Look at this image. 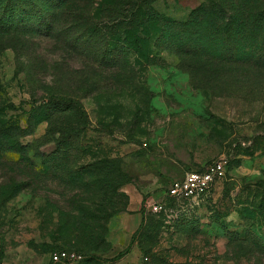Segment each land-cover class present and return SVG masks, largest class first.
I'll list each match as a JSON object with an SVG mask.
<instances>
[{
    "label": "rangeland",
    "instance_id": "obj_1",
    "mask_svg": "<svg viewBox=\"0 0 264 264\" xmlns=\"http://www.w3.org/2000/svg\"><path fill=\"white\" fill-rule=\"evenodd\" d=\"M144 1L126 16L146 24L138 33L94 1L106 37L147 40L104 59L3 35L0 123L22 148L0 150V261L51 264L65 249L83 255L74 264H264V0ZM222 158L224 178L198 201L165 196ZM151 195L164 210L146 208Z\"/></svg>",
    "mask_w": 264,
    "mask_h": 264
},
{
    "label": "trees",
    "instance_id": "obj_2",
    "mask_svg": "<svg viewBox=\"0 0 264 264\" xmlns=\"http://www.w3.org/2000/svg\"><path fill=\"white\" fill-rule=\"evenodd\" d=\"M94 1L95 0H0V41L4 34H36L42 38L46 37L60 41L59 43H62L64 49L76 50L77 46H81L82 48L79 53L91 52L90 49H93L95 60L98 58L104 59L109 55L106 54L108 46H112L115 49L136 47L139 50L143 47L144 49L147 47V40L139 38L138 35H136L134 39L115 37V39L112 40L106 37L98 27V22H95L97 15L94 16V14H96L94 12ZM114 1L116 5H114ZM132 2L133 0H101L97 12L99 13V8H101L100 11H102L103 14L101 17L114 19L112 20L114 21L113 24L119 27V29H122V31H134V33L143 32V30H146V24L138 22L137 19L133 17L135 16L134 13L130 19L126 18L130 10L128 7ZM142 2L146 3L144 0H142ZM136 5L143 6V3L139 2L134 6ZM207 11L208 9H206L205 5L202 3L197 5L192 10V13H203L205 15ZM209 12L210 15L213 13L210 8ZM135 13L138 14L137 11ZM36 21L37 24H35ZM189 24L190 22L187 23V25ZM262 43H264V37ZM200 45L201 44L198 42L195 43V45L190 44V46L193 47L190 48L187 53H190L193 58L200 57L201 52L204 51L202 48L203 46L200 47ZM113 53H115V51H113L112 54ZM142 55L143 53L141 54L140 51L137 52V56L140 57ZM113 58L110 62L120 59L118 55ZM42 106L41 104L38 106L35 104L32 107L33 114L40 115L42 113ZM54 107L53 111L58 112L59 109H61L57 103L54 104ZM3 126L4 124L0 123V150L22 148L20 143L8 139L10 132L17 128L12 129L11 127H6L4 130ZM3 136L5 138H3ZM6 142L9 144H5ZM99 235L100 234L95 236V238H99ZM124 253L125 251L119 255L121 256Z\"/></svg>",
    "mask_w": 264,
    "mask_h": 264
},
{
    "label": "built area",
    "instance_id": "obj_3",
    "mask_svg": "<svg viewBox=\"0 0 264 264\" xmlns=\"http://www.w3.org/2000/svg\"><path fill=\"white\" fill-rule=\"evenodd\" d=\"M227 170V161L222 158L211 162L205 167L188 171L182 178L174 179L165 190V196L173 200H185L196 202L208 194L213 186L224 178ZM146 208L158 213L165 209V202L162 199L148 198ZM83 255L75 251L58 250L49 255L51 264H74L82 261ZM0 264H9L0 261ZM14 264H35V263H14Z\"/></svg>",
    "mask_w": 264,
    "mask_h": 264
},
{
    "label": "crops",
    "instance_id": "obj_4",
    "mask_svg": "<svg viewBox=\"0 0 264 264\" xmlns=\"http://www.w3.org/2000/svg\"><path fill=\"white\" fill-rule=\"evenodd\" d=\"M149 198L158 199V198H156V196H153V195H151ZM126 220H127V217L125 216V214H123L121 216H118L117 218L114 217L110 223H111V225H114L115 223H117V226L119 225V227H120L121 223L126 222ZM137 225L138 224L134 222V227L132 228L131 231L128 230L127 233L131 234L135 230ZM114 227H115V225H114ZM129 234H128V236H129Z\"/></svg>",
    "mask_w": 264,
    "mask_h": 264
}]
</instances>
